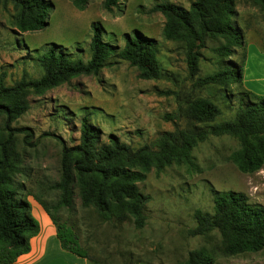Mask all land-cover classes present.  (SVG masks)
<instances>
[{"label":"rangeland","instance_id":"obj_1","mask_svg":"<svg viewBox=\"0 0 264 264\" xmlns=\"http://www.w3.org/2000/svg\"><path fill=\"white\" fill-rule=\"evenodd\" d=\"M48 2L52 8L47 27L22 33L13 25L19 15L15 3L0 0V89L41 79L45 71L37 58L49 49L67 54L74 62H87L92 24L100 25L103 42L119 49L124 46V36L132 33L154 40L162 77L141 80L136 68L111 56L97 76H80L38 95H26L28 111L10 126L29 129L33 135L31 147L24 146L23 135L14 136L20 159L15 182L20 197L31 205L33 216L43 213L34 197L50 206L58 202L59 194L49 191V187L60 179L61 143L69 147L79 143L84 118L102 134V144L115 136L132 149L150 145L165 132L210 128L235 118L239 95L247 91L244 86H194L195 79L189 78L185 61L187 42L164 38L167 20L153 10L158 4H167L191 12L197 0H120L111 13L103 9V0H89L83 11L69 0ZM228 19L241 34L245 49L230 48L237 51L227 57L223 53L226 38L207 37L196 78L216 74L229 64L239 67L244 50V67L256 75L264 73V12L253 0H240L234 3ZM191 23L197 28V19H191ZM195 100L209 102L219 115L203 123L179 117V108L184 110ZM171 115L179 119H165ZM3 125L0 118V143L6 138ZM241 148L236 137L210 136L192 148L185 162L173 161L159 171L150 168L145 179L136 183L145 199L142 229L135 228L128 215L105 221L94 207L83 209L77 188L73 207H60L52 213L73 230L89 256V264H179L189 252L204 248L215 264H264V249L227 257L221 253L216 233L207 237L188 234L196 226L197 211L212 215L214 192L241 193L249 203L264 207V168L251 175L239 173L234 160Z\"/></svg>","mask_w":264,"mask_h":264},{"label":"trees","instance_id":"obj_2","mask_svg":"<svg viewBox=\"0 0 264 264\" xmlns=\"http://www.w3.org/2000/svg\"><path fill=\"white\" fill-rule=\"evenodd\" d=\"M79 11H83L89 0H69ZM240 0H197L185 11L175 6L158 4L154 11L167 20L163 36L168 40H185V61L189 78L194 86L234 84L243 85V68L246 60L244 50L241 65H227L222 71L196 78L200 51L209 36L221 35L228 41L223 50L225 56L245 49L242 36L228 19L234 3ZM264 12V0H253ZM19 10L14 22L19 32L34 33L47 27L52 6L48 0H13ZM120 0H103V9L111 13L118 8ZM197 19V28L191 19ZM90 58L87 62L72 61L63 52L46 50L37 58L44 69V76L35 81L21 82L12 88L0 89V118L4 120L6 138L0 143V264H14L19 257L30 253V241L39 234L38 221L31 212V205L20 197L15 176L20 163L14 148V136L23 135V144L31 147L33 135L29 129H12L11 124L28 111L26 95L42 92L68 84L80 76H97L111 56H117L136 68L141 80H159L161 70L156 62L157 44L138 33L124 36V46L116 48L102 40V29L91 25L89 43ZM179 117L197 123L211 122L219 112L205 100H195ZM166 116L168 121L175 120ZM228 135L241 142V152L235 155L239 173L251 175L264 168V97L243 91L238 98V108L233 121L219 123L210 128L188 127L161 134L150 145L137 149L122 144L115 136H109L107 144L101 143L102 134L84 118L80 125L79 143L69 147L61 143L59 159V182L49 191L59 194L58 202L50 206L41 198L34 201L41 207L55 228L56 239L61 249L77 258L89 260L70 227L61 224L52 213L60 207L72 208L74 189L78 190L81 207H94L105 221L123 214L133 218L135 228L142 229L145 217L142 213L144 197L138 192L136 183L145 179V174L154 167L161 170L171 162H185L192 148L210 136ZM213 213L197 211L196 226L188 231L191 236L207 237L216 233L221 240V253L227 257L254 254L264 249V207L249 203L245 195L235 192H214ZM212 254L204 249L191 251L179 264H215ZM138 263V262H137Z\"/></svg>","mask_w":264,"mask_h":264},{"label":"crops","instance_id":"obj_3","mask_svg":"<svg viewBox=\"0 0 264 264\" xmlns=\"http://www.w3.org/2000/svg\"><path fill=\"white\" fill-rule=\"evenodd\" d=\"M243 86L247 91L264 97V73L256 75L244 67ZM34 218L39 223V234L30 241V253L19 257L14 264H89L88 260L77 258L61 249L55 228L44 212L34 215Z\"/></svg>","mask_w":264,"mask_h":264}]
</instances>
